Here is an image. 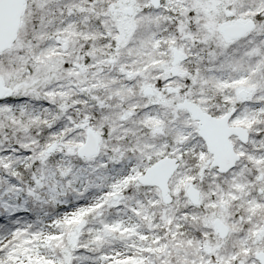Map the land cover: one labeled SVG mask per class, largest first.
Masks as SVG:
<instances>
[{
	"label": "snow or ice",
	"instance_id": "snow-or-ice-1",
	"mask_svg": "<svg viewBox=\"0 0 264 264\" xmlns=\"http://www.w3.org/2000/svg\"><path fill=\"white\" fill-rule=\"evenodd\" d=\"M0 264H264V0H0Z\"/></svg>",
	"mask_w": 264,
	"mask_h": 264
}]
</instances>
